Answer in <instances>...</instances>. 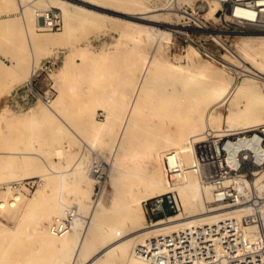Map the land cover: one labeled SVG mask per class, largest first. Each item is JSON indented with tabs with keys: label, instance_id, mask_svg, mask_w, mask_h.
Here are the masks:
<instances>
[{
	"label": "bare ground",
	"instance_id": "1",
	"mask_svg": "<svg viewBox=\"0 0 264 264\" xmlns=\"http://www.w3.org/2000/svg\"><path fill=\"white\" fill-rule=\"evenodd\" d=\"M76 1L83 4L79 7L80 9L77 15L70 9L71 5L68 3V0H55V2L63 7L62 14L59 10L57 11L60 13L63 26L67 27V30L57 37L54 35L40 36L38 32L32 29L33 25L40 24L38 20L40 19V13L44 10H48H39L35 14V9H41L38 7L35 8L32 11V15L35 18H33V16L28 18L30 28L29 30H27V28L25 29V31H27V40L30 42V39L45 38L44 42L52 45L53 48L57 50L61 47H67V45H63L59 40H61V38L62 40H67L69 32H71L68 31V28L72 26L74 22H79L76 20H84V22L89 21L98 24L97 21H101L104 18L102 15H96L99 13L89 10L87 7L94 6L97 10H104L106 7L103 3H105L106 0ZM116 2L118 5L120 4L119 6L123 4L125 6L124 9H127L124 11L118 10L117 12L130 18L131 21H118L121 26L120 33L122 32L124 37L122 38L121 35L110 45L115 44L118 40L132 42L131 44L133 45L129 48L130 54L128 55V59L129 62H131V54L135 52L134 57L136 60L135 62H131V64L135 65L132 71L134 72L133 75L135 73L136 75L132 77V75L129 76L128 74V76H125L126 78L123 79L118 76L120 78V80H118L119 78L114 79L116 77L115 72L117 71L104 72L102 68H90L87 70L91 79V83L88 86L83 87L81 83L76 80L75 82L68 80V82L64 84L63 90L60 89L61 86L59 87V93L65 91L71 96L81 95L84 98L85 102L78 111L86 115V125H88L91 132L88 141L98 149H100V146L108 145L113 141L112 150H114V152L111 151L114 153L111 155L113 169L110 173L109 164L108 169L106 166V170L108 178L111 176L110 179L113 180L114 177L119 176L118 180L115 182L116 184L113 183V185L110 186V189L106 190L107 187L105 185L100 187L104 191H102L103 193L99 198L93 201L90 218L88 219L87 217V223L84 222L81 217L79 218L77 213L70 231L62 236H55L52 235L48 229L49 221L52 219H50L51 215L55 213V216L59 215L68 207H74L76 209L77 207L81 208L91 197L93 182H97L92 167V162H94L96 156L93 154L91 158V156L88 157L89 154L87 157H83L72 164L74 176H77L79 180L73 182L74 187L70 190L76 195L74 201L76 206L72 205V201L64 197L61 193L66 185V177L61 172L58 173L59 185L57 194L50 197L51 199L49 200H43L36 209L34 208L35 210L29 213L28 217H33L32 220L23 222L24 224L21 223L18 229H16L17 232H15L16 230L13 232L6 227L0 226V235L2 236V239H0V264H2V259L11 243L14 240H19L25 232L30 233L31 236L28 238L30 244L22 250L23 257L21 264H82L79 263V256L82 255V250L89 244L90 236L96 230L98 231L99 237H104L103 242L105 243L104 245H98L99 247L83 264H108L111 257L116 255L122 258L121 264H147L144 260L135 256L133 250L137 244H140L148 236L159 232H168L189 224L203 223L210 219L219 218L224 214L220 210L225 207L216 208L211 211L206 209L205 203L206 199H208L207 194H210V199L213 201V192L210 185L205 183L202 185V177L195 164L192 144L203 140V135L208 129H212L214 132L226 131L227 133L223 135L231 136L228 138L225 148L228 151L234 152L237 149L236 145L238 141L250 136V133L257 130V127L264 126V35H248L247 40L236 45L237 51L242 55L240 56L242 57V61H244V59H252L254 62H257L256 65L259 68L250 70L249 67L241 64L242 70L248 71V75L241 79L240 83L236 85L231 83L232 79L230 80L229 75L226 73L224 74L221 67L211 64L205 65L206 63L200 62L199 58L201 55L199 51L193 47H189L185 55V65H173L166 60L160 62L162 65H166L165 67H167V69L169 68L172 72H185L186 76L182 80L175 82L171 79L166 83L167 87L161 82H157L155 86H149L147 85V81L150 76L152 77V68H155L157 66L156 64L159 62H156L155 56L149 58L146 55L147 53L145 54V52L142 51L143 49L139 50V44L143 41L144 43L145 41H150L155 34L159 33L158 28L155 26L156 24L154 25L155 27L153 26V23H158V19L156 18L160 16L167 17L170 14L176 13L168 12L167 9L163 7L157 9L163 10L162 12L149 14L143 0H116ZM11 5L12 0H0V11L11 9ZM189 6L193 7L194 4ZM198 6L204 9V15L207 18H213L217 21L219 18L218 11L220 10L219 2L215 0H200ZM129 9H140L141 11L139 15H133L129 13ZM20 10L23 12V9ZM184 10L185 8L182 10L183 17L187 15ZM188 16L190 17V15ZM115 20L110 19V21ZM132 20L136 22L141 21L145 24L139 25L138 23H132ZM25 22L27 25V21ZM77 24L79 25V23ZM10 25V22L0 23V33L2 34L6 30V27ZM160 34H162L163 40L166 38V41L158 45V53L168 47L167 43L170 39V33L162 32ZM164 35L166 36L165 38L163 37ZM215 37L218 38V36ZM137 49L138 51L136 52L135 50ZM91 50L92 48L90 47H84L77 52L80 56L81 63L85 62V52ZM69 52H71V50ZM66 53L67 51H65L64 56ZM105 55L106 54L102 53L96 56L104 59L106 57ZM72 56H70V58H63L61 69H59L60 72L57 73V75L69 72V67L76 63ZM234 56L235 59L232 60L240 63L237 60L239 54L235 52ZM256 59L258 60L256 61ZM3 65L6 66L5 64ZM132 65H130L131 68ZM4 66L0 67V72L5 71ZM7 67L8 66H6V68ZM155 71L157 72V70ZM115 80H118L119 83H116ZM224 93L225 96L230 94L232 98L238 97L237 108L234 111H230L225 119L221 113L214 112L215 108H212V103L221 101L224 98V96L222 97ZM65 95L56 97L53 101V106H61L62 110L66 109ZM168 100L177 103L175 107L180 104L183 107L182 111L179 113L175 107H171L172 109L168 112L169 115L165 117L162 116L157 126H150L152 122L147 124V121L141 118L139 109L143 104L152 101V104H154L153 108H159L158 110L164 112L168 108L163 109L166 103H162ZM51 101L52 99L48 103H43L49 106ZM97 103L100 105L99 108L102 107L105 111L104 119L102 120H98L94 117L96 110L94 107ZM240 103H242L241 106ZM49 110L50 115L47 116L50 119L52 116H56L57 118L64 116L63 114L61 115L64 111H59V114L54 107H50ZM245 110H247V112ZM44 112L42 111V113ZM177 114L181 116L180 121L177 125L171 126L170 123L172 118H175ZM115 118L119 119L118 123L115 121ZM222 121L226 129L221 128ZM156 127L158 131L154 134H158L160 139L153 137V140L150 141V136ZM208 127L216 128L213 129ZM205 128L207 129L203 131ZM139 129H144V135L147 134V136H144L147 137L144 142L140 140L139 142H136L137 140L132 141L134 134H136ZM138 133L141 132L138 131ZM215 136H217V134ZM138 137H136V139ZM172 151L177 154L184 164L185 174L182 178H178L170 172L166 162V153ZM56 152L60 153L61 148H56ZM257 173L258 172L255 174L257 175ZM230 181L234 182L235 186L242 192H245L244 187L248 186L251 191H257L258 193L264 192V171L259 173V175L254 178L253 182H249V184H247L244 179L230 178L228 176L225 178L224 183L227 184L230 183ZM40 182L44 183V179L41 178ZM125 185H127V188L123 190ZM123 192H125L126 195L122 198L121 194ZM165 192H172L176 195L177 203L182 207V211L169 215L167 218L161 217L157 220H152V224H147L143 215L144 211H142V197L146 200L156 194ZM118 196L121 200L120 204L116 203ZM20 198L21 196L17 191L12 192L9 198L2 197L0 199V211L16 206ZM39 198V192H34L30 199V204L35 207ZM132 203H134V206ZM244 208H246V206L241 204L231 208L227 213L239 215L244 211ZM107 210H111L110 212L113 215L121 213V217L112 220L102 218V214ZM183 214L185 215L183 216ZM99 241L101 242V240ZM76 249L77 253H74Z\"/></svg>",
	"mask_w": 264,
	"mask_h": 264
},
{
	"label": "rangeland",
	"instance_id": "2",
	"mask_svg": "<svg viewBox=\"0 0 264 264\" xmlns=\"http://www.w3.org/2000/svg\"><path fill=\"white\" fill-rule=\"evenodd\" d=\"M143 2L146 6V10L149 11V14L162 12L163 10L157 9L163 7H165L168 12L176 13L170 14L167 17L160 16L156 18L158 19V23H153V26L156 24L155 26L158 28L159 33L153 36V40L145 41L146 44L144 41L139 44V50L143 49L142 51L145 52V54L147 53L146 55L149 58L155 56L156 62H159L156 64L157 66L155 65V68H152L153 74L152 77H149L147 85L155 86L157 82H161L167 87L166 83L171 79L175 82L182 80L186 76L185 72H172L169 68L167 69V67H165L166 65H162L160 62L166 60L173 65H185V55L186 52H188L189 47H193L199 51L201 55L199 58L200 62L206 63L205 65L211 64L221 67L224 74L226 73L229 75L230 80L232 79L231 83L235 85L240 83L241 79L248 75V71L242 70L241 64L246 65L250 70L254 68L259 69L256 65L257 62H254L252 59H244V61H242V57H240L242 55L237 51L236 45L247 40L248 35H264V31H259L257 33L248 30L235 31L236 28L233 26L229 27L228 31L226 28L222 27V21L218 23L213 18H207L204 15V9L197 17L198 19H189L182 16V10L186 6L193 4L198 5L200 0H143ZM68 3L71 5L70 9L75 15L78 14L79 7L83 5L76 0H68ZM103 5L106 7L104 10H97L94 6L87 7V9L99 13L96 15L104 16L101 21H97L98 24L89 21L84 22V20H76L79 21L77 22L79 25L75 22L73 24L74 26L71 24L72 26L68 28V31L71 32H69L67 40H62V38L59 40L63 45H67V47H61L57 50L56 48L54 49L52 45L46 44L44 42L45 38L30 39L29 42L26 37L27 31H25L26 28L29 30L30 26L28 18L33 16L32 11L37 7L41 9H35V14L39 10L51 8L59 10L62 14L63 7L55 2V0H12L11 9L0 11V23H11L9 27H6V30L2 34L0 33V58L11 64L10 67L8 66L6 68V66L3 65L4 63H0V67L4 66L5 68V71L0 72V199L2 197L9 198L10 194L14 191H17L21 196L17 201L16 206L0 211V226L6 227L13 232L18 229L21 223L24 224L23 222H29L33 219V217H28L29 213L35 210L43 200H49L51 199L50 197L57 194L59 185L58 173L60 172L66 177V185L61 193L64 197H67L72 201V205L76 206V203H74L76 195L73 191H70L74 187L73 182L78 180L77 176H74L72 167V164L75 163V161L87 157L89 154L88 157L91 156L92 158L94 154V156H96L94 160H98L101 164H105L107 169L110 164V173L113 169L111 156L114 154L112 153L114 152V150H112L113 141L108 145L100 146V149L88 141L91 132L88 125H86V115L78 111L85 102L84 98L81 95L71 96L65 91L59 93L60 89L63 90V86L68 80L74 82L76 80L81 83L83 87L88 86L91 83V79L87 70L90 68H102L104 72L113 70V72L117 71L118 74L115 72L116 77L114 79L119 78L118 76H120V78L122 77L121 79L126 78L128 74L129 76L132 75V77L136 75V73L133 75L134 72L132 71V69L135 68V65L131 64V62H135L136 60L134 57L135 52L131 54V62H129L128 59V55L130 54L129 48L133 45L131 44L132 42L118 40L115 44L110 45L121 35L122 38L124 37L123 33H120L121 26L118 21H131V19L121 15L120 12L117 11H124L127 9H124L125 6L123 4L119 6L120 4L118 5L116 0H106ZM20 9H23V12H21L22 10ZM128 11L130 14L139 15L141 10L129 9ZM202 17L204 18L202 21L205 22L206 26L204 27L203 25H200L201 27H198L197 25ZM33 18L35 17L33 16ZM110 19H116L117 21H110ZM38 20L40 24L33 25L32 29L38 32L40 36L54 35L57 37L59 34H62V32L67 30V27H64L63 23L59 30H47L43 27L42 19L40 18ZM25 21H27V25ZM132 23H138L139 25L145 24L144 22H136L134 20H132ZM162 32L170 33V39L167 43L168 47L158 53V45L166 41V36H163L165 38V40H163L162 34H160ZM215 36H218L219 39ZM84 47H90L92 50L85 52V62L81 63L80 56L77 52ZM135 47L136 46L134 45V48ZM103 48L105 49L102 50ZM203 49L212 53L214 57H207L203 53ZM70 50L71 52H69ZM65 51H67V53L64 56ZM135 51L137 52L138 49ZM235 52L239 54L237 60L240 63L232 60L235 59ZM102 53L106 54L104 59L98 57ZM70 56L73 57V60L76 63L73 62L75 64L69 67L68 73L57 75V73L60 72L59 69H61L63 58H70ZM257 60L258 59H256V61ZM130 65H132V68ZM235 65L239 67H236ZM155 70H157V72ZM8 77L9 79L15 78V82H8ZM120 78L118 80H120ZM118 80H115L116 83H119ZM15 86L16 88H14ZM49 88L53 89V98L48 106L44 104L41 98H38L34 92L37 93L40 90H46ZM59 95H65V105L67 108L64 110H62L61 106H53V101ZM223 96L224 98L221 101L212 103V108H215L214 112L221 113L225 119L230 111H234L237 108L238 97L232 98L230 97V94L225 96V93L222 97ZM162 104H164V106L162 105L164 107H162L163 109L168 108L164 112L158 110L159 108H153L154 104H152V101L143 104L139 109L141 118H143L144 121H147V124L152 122L150 126H157L162 119V116H168L169 110L172 109L171 107L174 108L177 103L168 100ZM241 105L242 103H240V106ZM50 107H54L55 110L57 109L59 114V111L65 112L66 110V112L61 113V115H64L61 118L52 116L50 119L47 116L50 115ZM99 107L100 105L98 103L95 104L94 108L96 110L94 117L98 120H102L104 119L105 111L102 107ZM175 108L179 113L183 109L180 104ZM42 111L45 112L42 113ZM245 111L247 112V110ZM180 117V114H177L175 118H172L170 125H177L180 121ZM115 121L118 123L119 119L115 118ZM224 127L225 124L222 121L221 128ZM208 128L215 129L216 127ZM206 129L207 128L203 129V131ZM138 131L141 133H138ZM138 131L136 132V134L138 133L137 135L134 134L132 141L137 140L136 142H139L140 140L144 142L145 138H147L144 136H147V134L144 135V129H139ZM157 131L158 129L156 127L150 136V141L153 140V137L160 139L158 134H154ZM136 137L139 139H136ZM58 147L61 148L60 153L56 152V148ZM263 171L258 172L255 178ZM118 177H114L113 180L110 179L111 176L108 178L106 170V190L110 189V186L113 185V183L116 184L115 182H117ZM41 178L44 179V183L40 182ZM125 188H127V185L123 187V190ZM102 191L104 190L99 187L97 182H93L91 197L81 208L77 207V210L79 209L77 211L78 217H81L84 222L87 223V217L88 219L90 218L89 216L91 214L93 201L101 196L103 193ZM34 192H39L40 195L35 207L30 204V199ZM260 194H264V192L262 191ZM124 195H126L125 192L121 194V197H125ZM207 195L208 199H206L205 203L206 208L208 206L207 204L211 202L210 194L208 193ZM144 200V197H142L141 205L142 211H144L143 215L145 222L148 224L150 218H152V220L161 218L162 216L160 215L150 217L146 214L143 203ZM120 202L121 200L118 196L116 203L120 204ZM175 204L177 209L176 213H180L182 207L178 205L177 200L175 201ZM132 205L134 206V203H132ZM110 211L111 210L105 211L102 214V218L112 220L121 217V213L113 215ZM55 214H52L50 219L55 216ZM184 215L185 214H183V216ZM15 232H17V230ZM98 235V231L96 230L90 236L89 244L82 250V255L80 254L81 256H79V263H85L89 259V256L99 247L98 245H104V237H99ZM30 236V233L25 232L19 240H14L9 249L5 252L6 254L2 259V264H21L23 257L22 250L30 244V241L28 240ZM0 239H2L1 235ZM74 253H77V249L74 250ZM121 261L122 258L116 255L111 257L108 264H121Z\"/></svg>",
	"mask_w": 264,
	"mask_h": 264
},
{
	"label": "built area",
	"instance_id": "3",
	"mask_svg": "<svg viewBox=\"0 0 264 264\" xmlns=\"http://www.w3.org/2000/svg\"><path fill=\"white\" fill-rule=\"evenodd\" d=\"M215 1L220 4L217 22L222 21V27L228 31L231 26L236 28L235 31H264V0ZM184 11L187 14L185 17L198 19L203 8L198 5L186 6ZM40 18L47 30H59L61 27L57 10H44ZM202 20L203 17L198 27L206 26ZM203 53L207 57H214L204 49ZM34 94L48 103L53 98V89L40 90ZM225 133L208 129L203 140L192 144L202 185H210L213 192V201L207 204L206 209L211 211L226 207L220 210L224 214L203 223L148 236L133 250L135 256L147 264H264V194L251 191L249 186L244 187L245 192H242L234 182L224 183L228 176L244 179L249 184L253 182L255 173L264 169V126L257 127L250 136L238 141L234 152L225 148L231 136L223 135ZM165 159L170 172L182 178L185 167L177 154L168 152ZM92 167L99 187L105 185V164L94 160ZM175 201L172 192H165L143 203L148 216L167 218L177 212ZM241 204L246 208L239 215L227 213L232 207ZM77 213L76 208L68 207L61 214L53 216L48 225L49 232L55 236L68 233ZM148 224H152V218Z\"/></svg>",
	"mask_w": 264,
	"mask_h": 264
},
{
	"label": "crops",
	"instance_id": "4",
	"mask_svg": "<svg viewBox=\"0 0 264 264\" xmlns=\"http://www.w3.org/2000/svg\"><path fill=\"white\" fill-rule=\"evenodd\" d=\"M6 20H8V19H6ZM0 63H4L6 66H11V64L9 63V62H6L5 60H2L1 58H0ZM14 77V76H13ZM8 82L9 81H14L15 82V78H13V79H9V77H8V80H7ZM14 88H16V86L14 87ZM14 88H13V90H14ZM12 90V91H13ZM1 96V95H0Z\"/></svg>",
	"mask_w": 264,
	"mask_h": 264
}]
</instances>
